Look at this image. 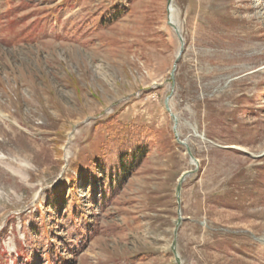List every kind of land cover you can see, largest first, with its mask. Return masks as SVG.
Returning a JSON list of instances; mask_svg holds the SVG:
<instances>
[{
	"label": "rangeland",
	"instance_id": "obj_1",
	"mask_svg": "<svg viewBox=\"0 0 264 264\" xmlns=\"http://www.w3.org/2000/svg\"><path fill=\"white\" fill-rule=\"evenodd\" d=\"M178 217L181 264H264V0H0V264H176Z\"/></svg>",
	"mask_w": 264,
	"mask_h": 264
},
{
	"label": "trees",
	"instance_id": "obj_2",
	"mask_svg": "<svg viewBox=\"0 0 264 264\" xmlns=\"http://www.w3.org/2000/svg\"><path fill=\"white\" fill-rule=\"evenodd\" d=\"M106 131L100 146L102 153L94 159L92 168L102 179V192L110 195L124 184L146 157L153 132L120 122L110 123ZM51 206L56 208L57 202Z\"/></svg>",
	"mask_w": 264,
	"mask_h": 264
},
{
	"label": "water",
	"instance_id": "obj_3",
	"mask_svg": "<svg viewBox=\"0 0 264 264\" xmlns=\"http://www.w3.org/2000/svg\"><path fill=\"white\" fill-rule=\"evenodd\" d=\"M170 2H171V0H167V10H168V7H169ZM168 24H170L171 26L174 27V25L171 23L170 20H168ZM174 28H175V27H174ZM175 31L177 32V29H176V28H175ZM168 98H169V96H167V97L165 98L164 105H165L166 110H167L168 112H170V108H169V106H168ZM170 115L173 116V114H171V112H170ZM174 121H175V117H174ZM173 128H175V124H174ZM177 140H178V139H177ZM178 141H179V140H178ZM179 142H180L181 144H185V143L182 142V141H179ZM186 147H187V146H186ZM187 152H188L189 156L191 157V162H194V163H195V162H196V159L193 158V156L191 155V153H190L188 147H187ZM191 172H193V171H192V170H191V171L189 170V171L184 172V173L180 176V178H179V180H178V182H177L176 190H175L176 201H177V203H179V193H180V189H181V182L183 181L184 177H185L186 175L190 174ZM180 219H181V217H178V218H177V223H176V227H175V230H174V237H173V240H172V243H171V246H170V249H171V251H172V253H173V255H174V259H175L176 264H181V263H180L179 256H178L177 251H176V232H177V228H178V224H179V222H180Z\"/></svg>",
	"mask_w": 264,
	"mask_h": 264
},
{
	"label": "bare ground",
	"instance_id": "obj_4",
	"mask_svg": "<svg viewBox=\"0 0 264 264\" xmlns=\"http://www.w3.org/2000/svg\"><path fill=\"white\" fill-rule=\"evenodd\" d=\"M168 8H169V7H168ZM170 10H171V11H169V12L171 13V12H172V10H173V9H172V7L170 8ZM17 171H18V170H17Z\"/></svg>",
	"mask_w": 264,
	"mask_h": 264
}]
</instances>
